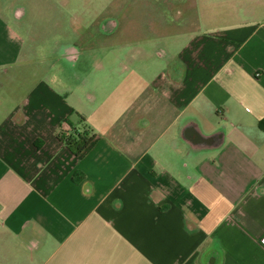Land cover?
<instances>
[{"label": "crops", "instance_id": "0c3cea01", "mask_svg": "<svg viewBox=\"0 0 264 264\" xmlns=\"http://www.w3.org/2000/svg\"><path fill=\"white\" fill-rule=\"evenodd\" d=\"M184 2L85 48L0 15V264H264V0Z\"/></svg>", "mask_w": 264, "mask_h": 264}, {"label": "rangeland", "instance_id": "374dc122", "mask_svg": "<svg viewBox=\"0 0 264 264\" xmlns=\"http://www.w3.org/2000/svg\"><path fill=\"white\" fill-rule=\"evenodd\" d=\"M184 1L186 0H0V15L3 20L8 18L13 21V28L21 31L22 35L25 32L20 28L19 21H28L30 24H34L30 27V35L32 33V37L40 33V35H43L39 37L40 40L49 37V41L52 43V33L58 30L62 33L61 37L63 40L67 41L74 37L77 46L85 48L88 45L97 47L105 33L114 31L115 26L112 21H132V19L138 21V18L141 20L145 19L144 10L142 9L139 15L132 14L133 7H136L137 4L141 5V7L147 4L150 8L155 6L157 13L159 11L166 12L167 15L171 12V17H174V20L185 19L184 14L188 15V21L185 22L190 21L191 23L192 19H194L193 14L189 11H184L183 5H186ZM167 2L173 3L170 11L167 8ZM1 16L0 18H2ZM46 21H72L73 25L71 24V31H68L62 28L61 22H59V26L53 28L51 25H47ZM176 22L173 21L174 24ZM194 22L192 21L193 24H195ZM193 24H190V26L194 27ZM178 26H173V30ZM183 26L182 23V28H184ZM142 28H139L140 35H144ZM145 39H147V35ZM40 40L38 39V41ZM147 41H143L142 44ZM178 44V41L173 42L168 49L175 50ZM77 65H80L79 62ZM28 66L35 68L38 65L36 61H32L28 63ZM48 70L45 66L44 71L49 73Z\"/></svg>", "mask_w": 264, "mask_h": 264}, {"label": "trees", "instance_id": "16d2710c", "mask_svg": "<svg viewBox=\"0 0 264 264\" xmlns=\"http://www.w3.org/2000/svg\"><path fill=\"white\" fill-rule=\"evenodd\" d=\"M80 122L84 119L79 115ZM64 122L68 124L69 129L58 132L57 137L64 143V145L74 154H79L86 148L93 134L90 133L87 126L77 127L70 123L68 119H64Z\"/></svg>", "mask_w": 264, "mask_h": 264}, {"label": "built area", "instance_id": "2783aa9c", "mask_svg": "<svg viewBox=\"0 0 264 264\" xmlns=\"http://www.w3.org/2000/svg\"><path fill=\"white\" fill-rule=\"evenodd\" d=\"M260 241H261V243H263V244H264V236H263V237H261Z\"/></svg>", "mask_w": 264, "mask_h": 264}]
</instances>
